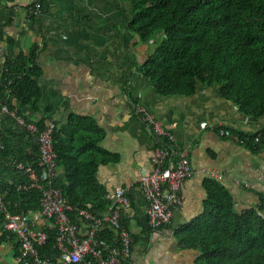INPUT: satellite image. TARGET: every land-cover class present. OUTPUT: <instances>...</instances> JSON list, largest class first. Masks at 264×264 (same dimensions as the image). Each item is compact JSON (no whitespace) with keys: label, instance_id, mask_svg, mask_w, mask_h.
Listing matches in <instances>:
<instances>
[{"label":"crops","instance_id":"crops-1","mask_svg":"<svg viewBox=\"0 0 264 264\" xmlns=\"http://www.w3.org/2000/svg\"><path fill=\"white\" fill-rule=\"evenodd\" d=\"M37 4L41 12L28 19ZM132 8L122 0H0V79L4 55L27 53L37 44L39 109L22 111L34 122L44 118L45 125L63 128L72 115L88 116L103 131L100 145L116 160L99 164L96 178L106 193L126 188L130 207L121 208L120 217L133 238L131 264H199V252L181 248L175 230L204 212L207 183L222 185L239 213L260 204L264 146L258 138H247L264 129V117L242 113L223 98L217 84L198 83L190 95L160 94L138 68L156 39L142 42L128 33ZM137 105L189 150L193 168L181 187V205L160 229L148 224V203L140 187L141 176L152 170L154 144L150 128L135 112ZM218 128L243 136L226 138ZM105 200L109 206L111 201ZM17 245L16 239L0 243V264H15Z\"/></svg>","mask_w":264,"mask_h":264},{"label":"trees","instance_id":"trees-1","mask_svg":"<svg viewBox=\"0 0 264 264\" xmlns=\"http://www.w3.org/2000/svg\"><path fill=\"white\" fill-rule=\"evenodd\" d=\"M122 1L133 7L128 33L139 36L142 42L155 39L158 33L161 37L138 66L160 94L190 95L198 83L217 84L223 98L231 100L242 113L253 119L264 117V0ZM38 2L43 7L42 1ZM33 18L28 13V19ZM7 42L12 44L10 39ZM38 52L35 44L27 53L4 55L1 65L0 194L5 193V210L10 213L39 208V190L19 191L14 187L29 180L26 168H18V163L43 172L38 165V133L10 115L16 108L18 115L32 121L22 108L29 112L39 109ZM2 104L7 105L8 112L1 111ZM36 124L44 128V118ZM227 130L230 136L226 138L243 136ZM102 137L103 131L93 118L78 114L69 117L65 128L56 124L53 131L57 166L63 174L53 179L52 185L73 207L94 213L108 207L105 188L96 178L98 166L116 160L101 147ZM247 139L264 146V129ZM206 189L204 212L175 230L181 248L198 251L199 264H264V197L258 206L239 213L222 185L207 183ZM4 214L0 210V243L15 239L4 229ZM69 214L73 220V213ZM105 237L117 244L111 235ZM54 244V232L49 231L46 243L39 247L40 255L54 258ZM132 248L133 244L131 252Z\"/></svg>","mask_w":264,"mask_h":264},{"label":"built area","instance_id":"built-area-1","mask_svg":"<svg viewBox=\"0 0 264 264\" xmlns=\"http://www.w3.org/2000/svg\"><path fill=\"white\" fill-rule=\"evenodd\" d=\"M40 12L37 4L29 13L36 16ZM1 111L8 112L6 104L1 105ZM135 112L152 134V170L141 176L140 187L148 203V224L152 229H160L171 221L181 205V187L193 175V168L189 150L180 147L175 136L153 114L138 105ZM10 115L18 124L38 133V165L43 169L42 173H37L32 166L18 163V168H26L29 180L14 184L19 191H40L38 210L7 212L3 201L5 193L0 194V210L5 213L4 229L14 235L18 244L15 264H122V261H130L133 238L120 217L121 208L130 207L126 188L117 186L113 192H107L105 198L111 204L101 213L73 207L61 190L52 185V180L59 175L53 144L55 124L51 122L39 129L36 122L26 121L18 115L16 108L10 110ZM218 133L223 137L230 136L229 130L224 128H218ZM211 176L221 179L214 172ZM70 212L73 213V220ZM49 231H53L55 237L54 258L39 253V247L46 243ZM108 233L117 240V244L106 239L105 234Z\"/></svg>","mask_w":264,"mask_h":264},{"label":"rangeland","instance_id":"rangeland-1","mask_svg":"<svg viewBox=\"0 0 264 264\" xmlns=\"http://www.w3.org/2000/svg\"><path fill=\"white\" fill-rule=\"evenodd\" d=\"M154 38L156 39L155 43H154V46L156 47V44L159 42V40L161 39L159 33L158 34H155Z\"/></svg>","mask_w":264,"mask_h":264},{"label":"clouds","instance_id":"clouds-1","mask_svg":"<svg viewBox=\"0 0 264 264\" xmlns=\"http://www.w3.org/2000/svg\"><path fill=\"white\" fill-rule=\"evenodd\" d=\"M32 122H34V121H32Z\"/></svg>","mask_w":264,"mask_h":264}]
</instances>
